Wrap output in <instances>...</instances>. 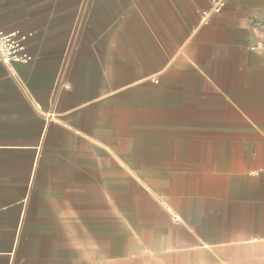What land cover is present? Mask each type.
I'll use <instances>...</instances> for the list:
<instances>
[{
  "label": "crops",
  "instance_id": "0c3cea01",
  "mask_svg": "<svg viewBox=\"0 0 264 264\" xmlns=\"http://www.w3.org/2000/svg\"><path fill=\"white\" fill-rule=\"evenodd\" d=\"M211 1L0 0V264H264V0Z\"/></svg>",
  "mask_w": 264,
  "mask_h": 264
},
{
  "label": "built area",
  "instance_id": "2783aa9c",
  "mask_svg": "<svg viewBox=\"0 0 264 264\" xmlns=\"http://www.w3.org/2000/svg\"><path fill=\"white\" fill-rule=\"evenodd\" d=\"M223 5V0H212L210 7L201 12V19L206 20L211 12H218ZM28 33L20 30L9 32L0 31V63L10 65L12 63H28L32 55L26 48ZM174 220H179L174 216Z\"/></svg>",
  "mask_w": 264,
  "mask_h": 264
}]
</instances>
